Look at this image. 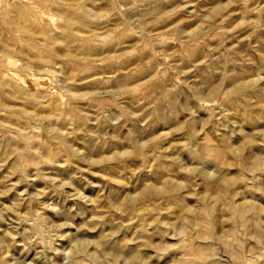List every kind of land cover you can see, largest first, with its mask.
I'll list each match as a JSON object with an SVG mask.
<instances>
[{"label": "rangeland", "instance_id": "rangeland-1", "mask_svg": "<svg viewBox=\"0 0 264 264\" xmlns=\"http://www.w3.org/2000/svg\"><path fill=\"white\" fill-rule=\"evenodd\" d=\"M0 264H264V0H0Z\"/></svg>", "mask_w": 264, "mask_h": 264}]
</instances>
